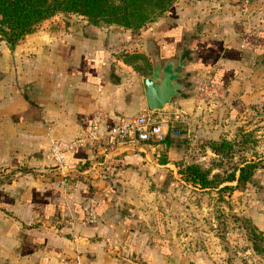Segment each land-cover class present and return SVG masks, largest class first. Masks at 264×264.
<instances>
[{
  "label": "crops",
  "instance_id": "obj_1",
  "mask_svg": "<svg viewBox=\"0 0 264 264\" xmlns=\"http://www.w3.org/2000/svg\"><path fill=\"white\" fill-rule=\"evenodd\" d=\"M257 1L264 4L225 0L214 9L177 0L139 32L59 12L13 45L0 34V264H62L76 254L89 264H165L167 250L148 246L132 192L142 170L167 163L151 159L159 141L107 134L148 108L143 77L152 58L148 65L127 55L153 44L166 58L184 46L191 87L176 98L177 115L216 76L226 80L218 103L263 99L264 14L250 6ZM97 110L101 145L64 148L63 160L49 155L54 141L86 134ZM91 202L96 221L86 217Z\"/></svg>",
  "mask_w": 264,
  "mask_h": 264
},
{
  "label": "rangeland",
  "instance_id": "obj_2",
  "mask_svg": "<svg viewBox=\"0 0 264 264\" xmlns=\"http://www.w3.org/2000/svg\"><path fill=\"white\" fill-rule=\"evenodd\" d=\"M202 1L214 9L226 5L225 0ZM258 2H252L251 9H261L264 14V4ZM195 96L191 107L178 115L171 112L178 119L168 125V135L159 140L151 156L154 162L167 163L142 170L143 177L132 190L140 201L137 209L141 213L136 214L145 221L142 231L148 246L167 250L165 264H264V247L261 252L254 249L249 233L254 228L264 235V98L242 106L221 104L222 99L218 103L215 99L219 98L206 94ZM172 128L178 133L172 134ZM247 162L255 167L238 186L233 180L200 187L178 171L195 163L217 181L233 172L237 176L239 167Z\"/></svg>",
  "mask_w": 264,
  "mask_h": 264
},
{
  "label": "trees",
  "instance_id": "obj_3",
  "mask_svg": "<svg viewBox=\"0 0 264 264\" xmlns=\"http://www.w3.org/2000/svg\"><path fill=\"white\" fill-rule=\"evenodd\" d=\"M177 0H0V34L10 45L15 44L25 34L34 30L36 24L57 12H72L85 17L93 24H118L130 30H139L158 20ZM130 60L141 59L148 63L143 53L128 54ZM225 84L222 77L211 78ZM168 133L166 134V136ZM165 136V137H166ZM164 137V138H165ZM163 138V139H164ZM227 141H222L225 144ZM214 149H219L216 142L211 143ZM66 153L64 157L66 158ZM255 163L247 162L225 179L213 181L208 171L198 164H188L179 171L184 178L200 187L217 186L224 181L236 180V186L245 183L252 174ZM250 239L254 249L263 251L264 235L250 228ZM260 243V249H259Z\"/></svg>",
  "mask_w": 264,
  "mask_h": 264
},
{
  "label": "built area",
  "instance_id": "obj_4",
  "mask_svg": "<svg viewBox=\"0 0 264 264\" xmlns=\"http://www.w3.org/2000/svg\"><path fill=\"white\" fill-rule=\"evenodd\" d=\"M197 93L209 95L211 98H220L224 95V84L213 79L203 80L197 85ZM173 113L157 111L150 108H145L135 115L127 116L115 122L107 129V134L111 139L130 140V142H144L149 140H162L168 131V125L178 119ZM104 115L97 110L92 114L91 125L88 132L84 135L77 136L72 140H56L51 145V156H57L60 159H65L62 150L71 148L72 146H81L84 148H93L96 145H101L102 134L99 131L100 125L104 121ZM177 128H172L171 133L177 134ZM116 159V158H115ZM119 160L116 159V163ZM111 166L116 165L115 160H110ZM110 167V166H109ZM87 220L96 221L95 203L91 202L87 211ZM62 264H89L82 262L79 255H73L62 259Z\"/></svg>",
  "mask_w": 264,
  "mask_h": 264
},
{
  "label": "water",
  "instance_id": "obj_5",
  "mask_svg": "<svg viewBox=\"0 0 264 264\" xmlns=\"http://www.w3.org/2000/svg\"><path fill=\"white\" fill-rule=\"evenodd\" d=\"M149 53L152 58V72L143 77L147 106L150 109L175 112L178 110L176 98H181L188 89V78L192 74L185 66L189 56L184 54V46L178 48L175 55L161 58L151 44Z\"/></svg>",
  "mask_w": 264,
  "mask_h": 264
}]
</instances>
